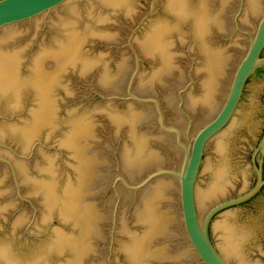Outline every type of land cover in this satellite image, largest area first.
I'll return each instance as SVG.
<instances>
[{
    "label": "water",
    "instance_id": "obj_1",
    "mask_svg": "<svg viewBox=\"0 0 264 264\" xmlns=\"http://www.w3.org/2000/svg\"><path fill=\"white\" fill-rule=\"evenodd\" d=\"M264 0H0V264H264Z\"/></svg>",
    "mask_w": 264,
    "mask_h": 264
},
{
    "label": "flooded vegetation",
    "instance_id": "obj_2",
    "mask_svg": "<svg viewBox=\"0 0 264 264\" xmlns=\"http://www.w3.org/2000/svg\"><path fill=\"white\" fill-rule=\"evenodd\" d=\"M262 56H264V53L262 54Z\"/></svg>",
    "mask_w": 264,
    "mask_h": 264
}]
</instances>
